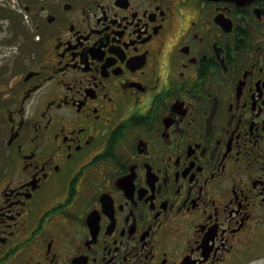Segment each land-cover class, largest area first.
<instances>
[{
    "label": "flooded vegetation",
    "instance_id": "flooded-vegetation-1",
    "mask_svg": "<svg viewBox=\"0 0 264 264\" xmlns=\"http://www.w3.org/2000/svg\"><path fill=\"white\" fill-rule=\"evenodd\" d=\"M0 264H264V0H0Z\"/></svg>",
    "mask_w": 264,
    "mask_h": 264
}]
</instances>
